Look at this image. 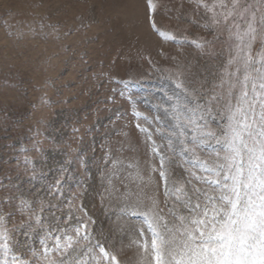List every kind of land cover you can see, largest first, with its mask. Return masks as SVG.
<instances>
[{"label":"rangeland","instance_id":"1","mask_svg":"<svg viewBox=\"0 0 264 264\" xmlns=\"http://www.w3.org/2000/svg\"><path fill=\"white\" fill-rule=\"evenodd\" d=\"M151 3L0 0V233L7 236L0 245L8 246L0 262L97 264L102 246L116 264H154L143 216L129 209H152L161 223L178 225L171 213L187 210L177 188L193 202L197 188L213 194L196 177L208 175L199 162L212 164L223 144L201 137L194 146L189 126L183 139L195 152L182 151L170 135L178 131L173 107L185 95L175 83L190 102L219 94L214 85L238 43L229 29L254 15L259 30L264 0H238L227 21L232 0ZM262 47L261 39L252 43L254 59ZM201 112L197 124L220 134L226 121L216 105L211 115ZM67 236L72 247L61 256L56 238L63 245Z\"/></svg>","mask_w":264,"mask_h":264},{"label":"snow or ice","instance_id":"2","mask_svg":"<svg viewBox=\"0 0 264 264\" xmlns=\"http://www.w3.org/2000/svg\"><path fill=\"white\" fill-rule=\"evenodd\" d=\"M218 2L224 7L223 0ZM232 2L233 9L222 13L225 21L237 7L238 0ZM149 8H152L151 0ZM246 11L244 9L240 13L241 18ZM213 22L217 23L215 18ZM254 22L253 15L251 22L246 21L243 29L239 24L234 25L235 33L229 29V38L234 35L238 43L219 84L214 85V88L221 90L219 94L214 91L206 104L195 100L190 102L188 89L181 82L175 83V87L183 89L185 95L182 102L177 97V105L173 107V127L178 131H171L170 135L184 146L182 151L194 153L195 149H189L183 139L187 136L185 128L191 126L194 146L205 142L201 137L212 138L217 144H223V154L218 151L212 164L199 162L200 169L208 175L196 179L208 184L213 190L212 195L202 193L197 188L193 202L192 197L183 199L188 196L187 192L182 191L183 186L175 190L176 193H182L176 199L187 210V215L171 213L179 221L178 225L169 226L166 221L161 223L164 217L152 209L142 213L137 207L129 209L131 215L143 216V222L151 234V259L154 264H264V47L257 53L256 59L252 56V43L257 39L264 41V13L259 30L253 26ZM233 65L235 70L230 71ZM213 104L226 121L220 134L197 124V119L205 118L204 112L197 117V110L204 109L211 115ZM135 114L139 116V113ZM168 145L169 151L173 150L172 140H168ZM153 151L156 152V149L153 148ZM160 177L165 181L167 179L164 157H161ZM76 232L79 235L80 229H76ZM0 239L6 241V234L0 233ZM72 239L71 236L65 237L67 243L62 245L57 237L55 251L61 256L66 254L72 247ZM41 244H44L43 239ZM0 247L4 248L5 253L8 252L7 243ZM143 247L147 250L148 245ZM99 253L97 264H100V260H109V257L110 264H116V256L106 252L104 247L99 248ZM48 254L49 250L45 246V259ZM33 255L36 253L33 252ZM0 264H7V261ZM12 264L26 262L18 261L13 256ZM49 264L67 262L61 259Z\"/></svg>","mask_w":264,"mask_h":264}]
</instances>
